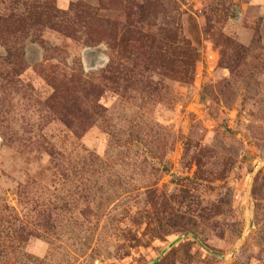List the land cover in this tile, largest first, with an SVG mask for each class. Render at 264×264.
Wrapping results in <instances>:
<instances>
[{"label": "rangeland", "instance_id": "1", "mask_svg": "<svg viewBox=\"0 0 264 264\" xmlns=\"http://www.w3.org/2000/svg\"><path fill=\"white\" fill-rule=\"evenodd\" d=\"M41 1L0 43V264H264V0Z\"/></svg>", "mask_w": 264, "mask_h": 264}, {"label": "trees", "instance_id": "2", "mask_svg": "<svg viewBox=\"0 0 264 264\" xmlns=\"http://www.w3.org/2000/svg\"><path fill=\"white\" fill-rule=\"evenodd\" d=\"M11 3V6L0 8V43H5L8 46L11 43H15L18 39H21L23 42L27 41L33 33L38 31L39 27L42 25L41 22L47 15L46 9L48 7L46 3H43L41 0H11ZM124 40V44L128 46L127 48L131 47L132 49H138L140 51L139 45L145 42V36L141 31L128 29V35L124 37ZM13 54V56L19 58L24 56L17 53ZM140 57L143 59L142 54H140ZM186 58L188 60V57ZM3 63L13 65L8 59ZM16 64L17 63L13 65L12 72L6 74L7 79H9L8 82L11 85L20 84V80L17 78H20L24 72V67ZM183 64L192 67V64L190 65L186 61H184ZM183 76H185V81H191L192 79L189 72L183 74ZM99 110V107H95L94 109V111L98 112ZM68 125L72 124L68 123Z\"/></svg>", "mask_w": 264, "mask_h": 264}]
</instances>
